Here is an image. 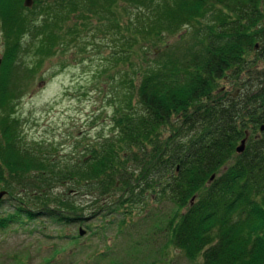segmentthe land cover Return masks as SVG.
Listing matches in <instances>:
<instances>
[{
    "label": "trees",
    "instance_id": "16d2710c",
    "mask_svg": "<svg viewBox=\"0 0 264 264\" xmlns=\"http://www.w3.org/2000/svg\"><path fill=\"white\" fill-rule=\"evenodd\" d=\"M24 3L0 0V188L19 203L0 215V229L39 214L79 224L85 209L108 222L153 200L171 207L156 225L187 260L264 264V0ZM185 28L183 40L195 42L179 53L165 46ZM95 33L114 37L127 88L112 134L87 147L88 157L59 166L23 142L16 101L23 79ZM24 52L34 56L29 66ZM66 186L87 205L55 193ZM29 195L37 204L25 203Z\"/></svg>",
    "mask_w": 264,
    "mask_h": 264
},
{
    "label": "rangeland",
    "instance_id": "374dc122",
    "mask_svg": "<svg viewBox=\"0 0 264 264\" xmlns=\"http://www.w3.org/2000/svg\"><path fill=\"white\" fill-rule=\"evenodd\" d=\"M185 31L191 35L190 28H185L167 37L164 45L179 53L181 46L195 42L183 40ZM116 51L113 36L95 33L88 41L81 38L63 54L58 52L46 60L31 79H23L24 90L15 110L26 145H38L47 152V160L55 156L62 166L88 157L87 147L112 134L114 107L121 105L119 96L127 88L121 80L128 65L117 60ZM33 58L31 53H23L28 66ZM259 67L264 69V61ZM229 84L219 83L231 92ZM0 191L6 192L0 207V215L5 216L19 203L7 200V190ZM55 193L84 206L90 201L71 186L58 187ZM36 196L24 202L37 204ZM148 202L145 210L130 206L124 211H132L131 215L118 211L108 216V222L104 216H94L92 209H85L84 222L74 225L62 226L45 214L37 215L35 221L13 223L0 229V264H200L199 260H187L170 243L164 226L157 227L158 216L170 212L169 204Z\"/></svg>",
    "mask_w": 264,
    "mask_h": 264
},
{
    "label": "water",
    "instance_id": "95a60500",
    "mask_svg": "<svg viewBox=\"0 0 264 264\" xmlns=\"http://www.w3.org/2000/svg\"><path fill=\"white\" fill-rule=\"evenodd\" d=\"M25 6L30 8L33 5V0H25ZM0 65H1V58H0ZM261 131H264V125L261 126ZM245 146V140H243L240 144V146L237 148V152L241 153ZM6 195L5 191H0V200ZM84 233L80 230V235H83Z\"/></svg>",
    "mask_w": 264,
    "mask_h": 264
}]
</instances>
